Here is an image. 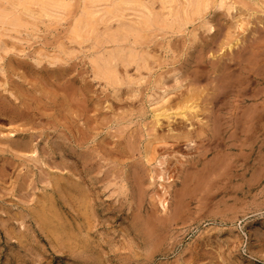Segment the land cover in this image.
Segmentation results:
<instances>
[{
    "label": "rangeland",
    "instance_id": "rangeland-1",
    "mask_svg": "<svg viewBox=\"0 0 264 264\" xmlns=\"http://www.w3.org/2000/svg\"><path fill=\"white\" fill-rule=\"evenodd\" d=\"M226 1L237 3V9L243 8V0ZM70 3L68 11L60 16L44 18L42 22L36 20V25L27 29L12 28L7 31V26L3 33L0 32L4 34L0 35V264H264V110L261 112L258 108L260 116L256 118L252 130L255 133L252 135L250 132L253 136L249 141L250 145L254 141L256 143L252 144L253 150L246 148L245 151H240L244 152V159L251 153L247 156L249 166L245 171L246 175L242 176L239 174L242 172H236L234 167L228 175H222L224 170L220 171L221 174L216 170L218 175L213 176L211 183L208 182L210 184L203 181L201 183L200 180L198 186L192 182L183 184L179 180L168 189L171 195L166 193L164 196L168 198L167 204H172L171 206L166 204L163 208L158 198V195H164L165 189L162 186L174 181V172L184 169L178 158L194 154L188 140L170 138L171 135L174 133L178 136L187 132L188 126L192 127L188 132L192 130L195 134L196 130L197 134L203 122H206L199 120L204 117L203 109L209 102L205 98L204 101H197V112L202 111L197 114L198 118L188 122L169 113L170 116L159 118L160 126H155V112L173 108L172 106L180 102L196 100L203 91L206 94V90H212L205 84L210 83L214 76H210L208 70L212 71V65H218L219 58L228 48H205L207 54L204 61L199 65L200 68H196L194 62L199 57L208 35L204 34V28H200L201 23L196 22L175 37L155 38L150 46L148 68L135 70L131 66L123 70L119 67L121 84L108 85L102 77L95 74L97 71L93 65V42L70 40L73 15L78 10L79 0H70ZM246 7L248 8L247 5ZM256 8L259 7L253 6L251 9L255 11ZM222 10H218L211 17L221 15L218 19H224L221 13L225 11ZM247 10L244 13L250 15L251 10ZM238 13L239 11L234 10V14L230 15L231 19L235 16L233 19L239 23L242 20L244 23L250 22L251 15L246 18L243 15V19L241 13ZM258 14H261L260 8L255 17L262 18L264 23V13L261 16ZM255 21L251 20V24L243 28L252 29ZM192 28L198 29L196 34L201 35L197 36L196 44L190 45V38L193 39L191 34H194ZM189 31L192 33L189 34ZM240 31L242 29L238 30L239 36L242 33L241 38L249 34L248 30L246 33ZM216 50L222 55L217 52L215 57ZM212 84L208 86L214 87V82ZM188 85L197 93L191 94ZM255 89L257 90L254 84L251 90ZM257 102L253 105L251 103L254 102H248L245 109L253 107L254 110ZM200 105L203 107L199 108ZM225 111L227 109L223 112ZM153 128L157 130L155 134L165 135L166 140L154 141ZM192 132L190 133L193 134ZM196 142L199 143V140ZM219 143L211 148L214 147L215 152L222 149L219 154L221 155L224 147ZM86 148L89 151L99 150L102 157L106 154L104 160L108 157V161L110 158H118L109 161L114 163L115 172L112 173V165L108 161L103 162L102 157V161H99L104 165L93 163L88 165V170H82L79 158L85 154L90 157L91 154ZM165 149L174 150V155L162 154ZM151 150H155L152 151L154 153ZM240 152L237 148L231 150L232 155ZM132 153H135L134 156ZM210 156L207 165L215 164L219 159L217 155ZM116 164L120 167L117 168ZM109 166L112 167L111 170L108 169ZM97 167L100 171H97ZM102 168L105 169L101 171ZM136 168L146 174L142 197L139 196L136 184L134 185ZM200 168L202 167L192 168L197 178L206 172ZM155 169L158 172L156 174L161 173V179H155ZM125 171L129 174V182L125 181L123 184L124 176L127 175ZM108 172L116 177L111 174L110 177ZM82 176L86 177V184H83L84 180H79L81 183L78 187H86L85 191L90 192L87 195L91 199L89 209L92 210L90 212L88 209L87 215L83 210L74 208L76 204L72 201L70 191L72 185L77 184L74 181ZM149 178L153 183H149ZM117 179L121 180L118 182L125 185L127 190L115 197L110 195V190L120 186ZM106 183L107 186L112 184L116 187L104 189ZM202 185H206L208 189H204L205 186ZM132 192L136 194L132 195ZM137 197H140V201ZM137 220L144 223L142 228L141 222L138 224ZM155 221L161 224H156ZM148 234L151 237L154 235L152 238L156 236V240L151 241L150 237V243L145 239ZM70 235H75L79 241V253L72 252Z\"/></svg>",
    "mask_w": 264,
    "mask_h": 264
},
{
    "label": "bare ground",
    "instance_id": "bare-ground-1",
    "mask_svg": "<svg viewBox=\"0 0 264 264\" xmlns=\"http://www.w3.org/2000/svg\"><path fill=\"white\" fill-rule=\"evenodd\" d=\"M230 1H232V0H230ZM241 4L243 5V8L240 7L239 9H237V7H235V5H237V3L227 2L226 0H79L78 10L73 15L74 19H73V25H72L71 30H70V34H71L70 40L71 41L72 40H79L81 43L84 41H92L93 42V44H94V46H93V48H94L93 49L94 50L93 65L97 71L95 74H97V76L102 77V79L105 80V83H107L108 85H112V86H119L122 82L120 74L118 72L119 67H121L123 70H126L128 67H131V66H133V68H135V70L148 68L149 56L151 55L150 54V46H151V44L155 38H158V36H161L163 38H170L173 36L175 37L176 35L182 34L183 31L185 29H187V27L189 25H192L196 22L201 23L202 26L200 28H202V29L204 28V31L206 32L204 34H208L205 37V39H207L206 42L205 43H203L204 41L202 42L204 44V47L203 46H202V48L200 47L202 50L199 52L200 53L199 57H197L196 60L194 59L195 60L194 63L196 64L195 65L196 68L197 67L200 68L199 65L204 61L203 59L205 58V55L207 54L206 53L207 51L205 52V50H206L205 48H210L211 50H212V48L215 49V46H217L218 49L220 48V50L224 47L228 48V51L225 53L223 52L224 53L223 55L219 53L220 52L219 50L215 51V57L218 55V54L216 55V53L218 51H219L218 53L222 56L219 58L220 61L218 62V65L217 66L212 65V67H211V68H213L212 71H211V69L208 70L210 76L214 75L212 78V81H210V83L209 82L205 83V84H207V87L208 88L210 87L212 90H206L207 91L206 94H204V91H203V93H200V97L196 100H191V101H187V102H180V103H177L176 105L172 106L173 108H171L169 106L170 108L158 110V112H155L156 113V115H155V126L156 125L160 126L161 120H159V118H161V117L163 118L164 116L168 117V116H170L169 113L170 114L173 113V114H175L176 117H180V120L182 119L183 121L185 120L186 122H188L191 119L198 118L197 114L201 113V111H202V110H199L200 112H197L198 111L197 110L198 109V102L197 101H199L201 99L204 101V98H205L206 99L205 101L209 102V104H207V106L205 105L206 107L203 109L204 110L203 113H205V115L203 114L204 117L199 120L200 122H202L204 120L206 122L205 123L203 122V125L201 126V128L199 130L197 128L193 127L194 129H197L199 131L197 134H196V130H195V134H194V132H192V130L190 132H192L193 134L188 132L191 126H188L189 128H188L187 132H183V131H181V129L179 130V131L183 132L181 134L182 137H181V135L177 136L176 134H175L176 135L175 136L174 133L172 135L170 134L172 136L170 138H177V139L185 138L186 140H188L189 146L192 147V150H194V154H192L193 153V151H192V153H191L192 156H187V157L183 156L182 158H178L180 164L182 163L184 165V169L182 168L183 166H181V168H182L181 170H179L177 172L174 170L175 171L174 173H176L175 177H173L174 181L172 180L173 182L171 184L162 186L163 189H165L164 190L165 192L163 193L164 195H162V194L158 195V198H159V202L163 206V208L166 207L167 199H168L167 197H164L165 194L170 193V195H171V192L168 189L172 188V186L174 184H177L179 180L183 184H188V183L190 184V182H192V184L195 183V185L199 186L200 180H201V183H202V181L205 184H207L208 182L211 183V180H213L212 179L213 176L217 177V175H218V174H216V170L219 172L224 170V173L222 175H228V172L231 171L232 167H234L236 169L235 170L236 172L239 173L241 171L242 173H239V174H242V176H244L243 174L246 173L245 171H247V167L249 166L248 162H247V156H250L251 153L249 155L245 154L246 157L244 156L245 157V159H244L243 158L244 152L242 153L240 151H245L246 148L247 149L250 148L251 151L253 150V147H254L253 145L256 143L254 141V144L252 143L253 145L252 144L250 145L249 141L251 140V137H253L250 134L252 133V135H254V133H255V132H252V130L254 128V122H255L256 118L257 119L259 118L258 117L259 109L261 110V112H263V110H264V25H263L264 23L262 21V18L258 19L255 17L259 8H260L261 14L260 15L258 14V15L261 16L264 13V0H243L241 2ZM246 5L248 6V8L246 7ZM70 6H71L70 0H0V29L3 27L2 28L3 30L1 29L0 32H2V31L4 32V28L5 27L7 28V26H8V28L11 27L10 29H8V28L5 29L7 31L12 30V28H14L13 30H15V28L16 29L17 28H21V29L26 28L27 29L28 27L30 28V27L36 25V20H39L42 22V21H44L43 20L44 18L51 19V18H55L57 16H60L65 11H68ZM253 6L254 7L256 6L259 8L258 9L256 8L257 10L254 11L253 9H251ZM222 9L225 11V13H221L224 16V19L223 18L218 19V17H222L221 15L218 17L216 16L215 18L211 17V16L215 15V13L218 10H222ZM246 9H248L247 11L251 10L252 13H250V15H251L252 21H253V19L255 21V18H256V21H255L256 23L254 22L255 27H253L252 29L249 27L251 30L247 29L248 27L246 29L243 28V27H246L247 25L251 24L250 23L251 20H249L250 22L244 23L243 20L241 19L242 21H241V23H239V21L234 20L235 18L233 19V17H235V16L232 17L233 20L230 17V15L232 16L234 14V10L239 11V13H241L240 15H242V17H243V15H245V18L247 16L250 17V15H247L246 12L244 13V11ZM232 11H233V13H232ZM253 17H255V18H253ZM237 19H240V18H237ZM243 19H244V17H243ZM114 23H115V25H114ZM199 25H198V28H199ZM193 28H194V26H193ZM200 28H199V30H200ZM240 29H242L243 33H246V30H248L249 34L247 36H242V38H241L240 36L242 35V33L240 36L238 34V30H240ZM196 30H198V29H196ZM196 30L193 29L194 34H191L192 30L189 31L190 32L189 34H191V36L193 35L192 36L193 39L190 38L192 41L190 43V45H193L195 43V41L197 40V36L199 37L201 35V34L200 35L196 34ZM199 30L197 32H199ZM201 31L203 33V30H201ZM242 31H240V32H242ZM184 34H185V32H184ZM0 35H4V34H0ZM236 35H238V37ZM200 40H202V39H200ZM200 40H199V46H201ZM194 46L197 47L196 45H194ZM0 47H1V43H0ZM167 48H168V46H167ZM200 48H198V49H200ZM214 49H213V52L211 50H209L210 53L212 52L211 53L212 55L214 53ZM195 50H196V48H195ZM196 52H198V51H196ZM208 54H209V52H208ZM193 56H196V55H193ZM189 57H191V55ZM207 58H209V56ZM212 58H214V56ZM212 58H210V59H212ZM190 59H192V58H190ZM206 61H210V60H206ZM206 63H205V65H206ZM211 64H213V63H211ZM203 65H204V63H203ZM193 69L195 70V68H193ZM206 69L207 68H205V70ZM205 70H202V72L203 71L205 72ZM202 75H203V73H202ZM204 75H206V74H204ZM195 77H198V76L195 75ZM188 79H190V78H188ZM192 82L190 84H192ZM213 82H214V87L208 86L209 84L213 85L212 84ZM254 84L256 85V88H257V90L255 89L256 91L251 90V88H253ZM187 87L189 88L188 91L191 94L197 93V91L194 92V90L190 89L189 85ZM207 87H205V88H207ZM259 100H261V102H257ZM195 102H197V105ZM248 102H254V103H251V105L255 104L256 102L258 104L254 105V108H255L254 110L252 109L253 108L252 106H251L252 108L249 107V108L245 109V107H247L246 104ZM209 106H211V107H209ZM200 107H201V105L199 106V108ZM217 107H218V109H217ZM224 109H227V111L223 112ZM191 124H192V122L190 123V125ZM187 125H189V124H187ZM155 126H154V128H155ZM184 126H186V125H184ZM182 127L183 126H181V128ZM154 128L152 130V131H155L154 135H153L155 137L154 141L155 140H160V141L166 140L165 135H161V136H163V137H161V136L157 135L158 133L155 134L157 132V130ZM261 128H262V126H261ZM174 129L176 130V128H174ZM173 130H170V132H173ZM77 136L78 135H76V137ZM93 137H95V136H93ZM167 139H168V136H167ZM195 139H196V141L199 140V143L196 142ZM218 142L221 143L222 148L224 147L223 148L224 151L221 155H219V154L221 153L222 149H218V152H215L216 149L214 150V147L211 148L212 145H215ZM236 143L237 144L239 143V145H236ZM191 144H193V145H191ZM260 144L262 145V143H260ZM131 145H126V146H131ZM263 145H264V143H263ZM81 146H79V147H81ZM126 146H124V147H126ZM98 148L100 149V146ZM103 148H102V150H104ZM234 148H237L239 150L240 154H235V155L233 154L232 155L231 150H233ZM168 149H170V148H168ZM258 149H261V146ZM86 150H88V149L86 148ZM89 150H90V148H89ZM219 150H220V152H219ZM100 151H101V149H100ZM100 151L97 149H92L91 151H89L91 153V154H89L90 157H88V155L85 154L84 156L79 158V160L81 161L80 164H81L82 170H83V168L88 170L89 164L91 166L93 163H97V164L100 163L101 164L100 161H102V160H103V162L108 161L109 157H108V159L104 160L103 157H105L106 154L102 157L103 154H102V152L100 153ZM152 151H155V150H151V152ZM127 152H128V150H127ZM190 152L188 154H190ZM104 153H105V151H104ZM152 153H154V152H152ZM174 153H175L174 150L168 151L165 149V152L162 154L171 156V155H174ZM129 154H131V152ZM132 154L134 156L135 153H132ZM210 154L212 156L213 155H217V157L219 156V159L217 161L214 160L216 162L215 164L207 165L208 159H209V157H211ZM100 157H102V160ZM215 157L216 156H214V158ZM241 158L244 159V160H242V162H240ZM99 159H100V161H99ZM113 159L110 158L109 161L112 162ZM127 159H129V158L127 157ZM127 159L125 158V160H127ZM116 160H118V158ZM109 161L107 163H109ZM156 161H157V158H156L155 162ZM119 162H120V160H119ZM119 162H118V164H120ZM123 162H124V160H123ZM138 162L139 161H137V163ZM137 163H135V164H137ZM209 163L211 164V161ZM100 164H98V165L100 166ZM109 164H110V166L112 165L113 170H114V166H115L114 163H112V164L109 163ZM102 165H104V164H101V166ZM130 165H132V164H130ZM130 165H129V167H131ZM137 165L140 166L141 163H139ZM110 166L108 169L112 168ZM126 166H128V165L126 164ZM200 166L203 168V169L202 168H200V169H202L203 171H206V172L205 173L202 172V173H204L203 176L200 178H197L198 176H196V174L194 173L195 171L192 172V170H193L192 168L195 167L197 169ZM119 167L117 165V168H119ZM129 167L127 168L128 170H130ZM104 169L102 168L101 171H103ZM122 169H123V167L121 166V170ZM141 169L145 170L143 168H141ZM190 169H191V171H190ZM94 170H96V168H94ZM115 170L112 171V173L115 172ZM155 170H156L155 174L158 173L157 169H155ZM97 171H100V168H98ZM145 171H146V173H148L147 170H145ZM134 172H135L134 176H136V178H135L136 181H135L134 185L136 184L137 190L140 194L139 196L142 197L144 195V190H145V189H143V187L146 183L145 182L146 181L145 180L146 174L144 175L143 174L144 171L142 172V171L138 170V168H136ZM76 173H78V172H76ZM112 173H109V176H110V174L112 175ZM197 173H200V172H197ZM122 174H123V171H122ZM125 174H127V171H125ZM148 174H147V177H148ZM219 174H221V172ZM92 175H94V174H92ZM121 175H120V177H121ZM230 175H231V172H230L229 176ZM95 176L97 177L98 175L96 174ZM109 176L107 175L106 177L108 178ZM112 176L116 177V175H112ZM131 176H132V174H131ZM103 177H105V176H103ZM106 177H105V179H106ZM118 177L119 176H117V178ZM224 177H226V176H224ZM236 177H237V175H236ZM85 178L86 177L83 178V176H82L77 181H74V179L71 178V180H73L77 184L74 186L72 185V187L70 188V191H71V194L73 196L72 201H74V203L76 204L74 206V208H78L80 210H83V213L85 215H87L86 211H88L89 206L91 204V202H90L91 199L89 200L87 193L89 194L90 192L86 193V191H85L86 187L84 189H81L78 187L79 183H81V182H79V180H82V182L84 180L83 184L84 183L86 184ZM156 178L161 179L162 178L161 173L156 174L155 179ZM170 178L171 177H169L168 179H170ZM220 178H219V180H220ZM230 178H231V176H230ZM114 179H116V178H114ZM120 179H122V178H120ZM151 179H153V177H151ZM151 179L149 178V180H150V181L148 180L149 183L151 181L153 183V180H151ZM101 180H103V179H101ZM118 180L119 179H117L116 181L118 182ZM226 180L227 179H225V181ZM119 181L121 182V180H119ZM125 181L129 182V174L124 176V181L122 183L125 184L124 183ZM74 182H71V183H74ZM104 182H106V180ZM113 182H115V181H113ZM109 183H110V181H109ZM122 183H119L120 186L122 185ZM210 183H208V184H210ZM102 184H104V183H102ZM115 184H116V182H115ZM216 184H217V182H216ZM97 185H99V184H97ZM147 185H149V184H147ZM114 186L115 185H112V184L107 186V183H106V186L104 185V189H105V187L113 188ZM120 186H117V187L115 186L116 189H111V190L109 189L111 192L107 188L106 189L110 192V195H115V197H117V194L121 195V193H123L125 190H127L125 185H122L121 187ZM204 186H203L204 189H208V188H206V185H204ZM212 186H211V188H212ZM94 187H95V185H94ZM181 187H182V185H181ZM183 187L186 188V186H183ZM189 187H187V188H189ZM117 188H118V190H117ZM145 188H147V187H145ZM148 188H149V186H148ZM148 188H147V190H148ZM249 188L251 189V187H249ZM176 189H178V188H176ZM96 191H98V190H96ZM176 191H179V189ZM186 191H187V189H186ZM205 191H207V190H205ZM205 191H204V193H205ZM242 192H243V190H242ZM125 193H126V191H125ZM213 193H212V195H213ZM133 194H134V192H132V195ZM173 194H174V191H173ZM137 195H138V193H137ZM196 195L197 194L195 193V196ZM140 197L139 198L137 197V199H139V201H140ZM90 198H92V197H90ZM118 198H120V196ZM131 198H133V196ZM130 203L131 202H129V204ZM168 203H170V202H168ZM133 204H134V202H133ZM113 205H111V206H113ZM171 205L172 204H170L168 206H171ZM140 206H141V203H140ZM71 208H72V206H71ZM141 208H142V206H141ZM91 210L89 209L90 212H91ZM77 213L78 212L76 211V215H77ZM80 214L82 216L84 215L81 212H80ZM89 214H91V213H89ZM145 215H146V213H145ZM77 217H80V216H77ZM83 217H82V219H83ZM88 217L86 218V220L88 219ZM86 220H85V222H87ZM137 221H138V224L141 222V221L139 222V220H137ZM148 221H149V219H148ZM160 221H164V220H160ZM85 222H83V223H85ZM155 222L157 224L159 221L158 222L155 221ZM142 223L143 222H141L140 228H142ZM87 224H89V221ZM152 224H153V222H152ZM151 226H153V225H151ZM76 227H79L78 224H76ZM155 227H154V229H155ZM143 228L145 231V226H143ZM150 229H151V227H150ZM81 231H79V232H81ZM162 232H164V231H162ZM145 233H147V232L145 231ZM152 233H154V232H152ZM71 235H73V234H71ZM145 235H147V234H145ZM150 235L147 236V238H145V239H147L149 241H150V239H151V241L153 239H155L156 236L154 238H152L154 235H152V237ZM81 236L83 237L84 235H81ZM71 237H72L70 239V240H72L71 241V244H72L71 247H73L72 252H75L74 254H76V252H78V249H79V241L75 238V235L71 236ZM161 237L162 236H160V238ZM148 238H150V239H148ZM85 241L87 242V240H85ZM151 241H150V243H151ZM156 243H157V241L154 244L156 245ZM81 252H82V250H81ZM98 261L99 260H97L96 262H98Z\"/></svg>",
    "mask_w": 264,
    "mask_h": 264
}]
</instances>
